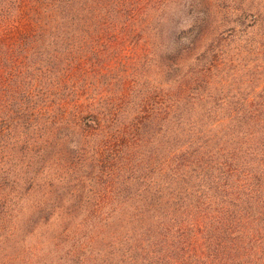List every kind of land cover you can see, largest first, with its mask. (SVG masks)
I'll use <instances>...</instances> for the list:
<instances>
[{
    "label": "trees",
    "instance_id": "16d2710c",
    "mask_svg": "<svg viewBox=\"0 0 264 264\" xmlns=\"http://www.w3.org/2000/svg\"><path fill=\"white\" fill-rule=\"evenodd\" d=\"M0 264H264V0H0Z\"/></svg>",
    "mask_w": 264,
    "mask_h": 264
}]
</instances>
